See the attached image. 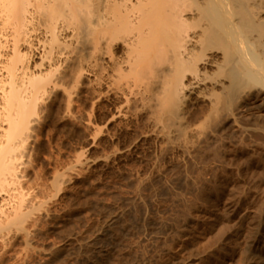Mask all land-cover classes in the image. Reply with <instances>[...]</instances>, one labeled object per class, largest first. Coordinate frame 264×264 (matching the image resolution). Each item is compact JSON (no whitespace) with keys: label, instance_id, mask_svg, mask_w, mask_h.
<instances>
[{"label":"bare ground","instance_id":"6f19581e","mask_svg":"<svg viewBox=\"0 0 264 264\" xmlns=\"http://www.w3.org/2000/svg\"><path fill=\"white\" fill-rule=\"evenodd\" d=\"M82 84L98 87V101L114 99L113 120L126 117L131 108L139 109L160 140L166 142L163 146L167 148V143L180 139L184 143H174L177 148L185 153L193 151L197 147L192 145L193 135H200L204 128L203 134L208 130L213 134L209 129L212 123H205L220 113L228 115L230 125L240 124L239 119L252 111L248 104L254 103L264 116V0H0V250L6 254L11 240L19 237L25 247L15 256L20 264L29 263V255L37 252L32 247L35 229L39 230L36 223L42 221L40 216L48 219L52 211L42 187L33 188L23 175L26 158L43 124L42 113L48 102L61 94L69 111L74 105L73 89ZM197 102L208 109V114L203 113L206 117L202 115L206 119L200 130L203 123L196 126L188 116L190 106ZM261 116L257 114L264 119ZM255 120L256 125L264 126V120L260 124ZM91 121L89 118V127L93 126ZM203 134L199 138L204 140ZM81 160L75 164L84 168L88 160ZM55 181L68 182L64 177ZM54 186L58 188L59 183ZM110 216L92 239L98 245L97 259L91 264H105L112 250L107 244L110 240H106L112 235V227L118 225L119 216ZM257 233L255 256L243 264H264V221ZM187 237L175 239L179 253L173 252L178 256L171 264H184L183 259L194 261L190 258L197 253L186 246ZM72 241L75 244L77 240ZM80 242L79 247L91 244ZM47 249L41 251L47 261L64 251ZM145 260L142 264H154Z\"/></svg>","mask_w":264,"mask_h":264},{"label":"rangeland","instance_id":"374dc122","mask_svg":"<svg viewBox=\"0 0 264 264\" xmlns=\"http://www.w3.org/2000/svg\"><path fill=\"white\" fill-rule=\"evenodd\" d=\"M94 87L82 84L73 89L71 113L61 94L54 95L42 113L44 121L35 133L36 139L26 158L28 168L26 164L23 175L33 188L42 187L43 195L49 199L48 208L52 210L49 214L55 215L49 220L39 217L42 221L36 223L39 230L35 225L32 243L37 252L29 255L31 258H27L30 261L26 264H91L97 259L95 248L98 245L92 239L112 213H117L119 222L117 220V227H112L115 230L114 233L111 231L112 239L109 235L106 240H110L107 244L112 252L108 251L109 260L106 258L105 264H137L136 261L140 264L139 260L142 264L145 259L154 264H171L177 252L175 241L185 240L184 236L188 235L186 246L193 248L189 247L190 252L193 250L198 258L192 254L195 258L190 259L195 262L183 259L184 264L198 261L197 264H243L254 257L257 231L264 221V134L259 130H264V126L261 124V128L253 122L255 119L257 124L263 122L264 119L257 118V114L263 113L261 109L250 102L248 106L253 107H250L252 111L238 121L246 124L230 125L226 113L205 123L206 104H192L188 116L198 125L192 124L188 117L190 125L196 128L201 122L200 130L204 123L214 122L213 126H208L213 134H209V130L205 132L209 136L203 134L204 128L200 131L204 140L199 134H195L198 138L193 135L199 145L190 137L193 147H197L185 153L174 144L181 145L180 139L173 140L174 145L167 143L170 150L168 146L166 148V142L160 140L153 125L145 118L146 114L140 115L139 109L133 111L135 108H131L127 111L128 116L113 120L117 103L110 97L99 102L100 90ZM89 118L93 121L90 127ZM207 125L204 127L208 128ZM247 126L257 129L248 130ZM77 159L88 160L83 164L84 168L75 164ZM62 174L66 176H60ZM58 177H64L68 182L63 183L64 180L60 186L62 183L55 181ZM54 183H59L58 188ZM18 238L11 240L12 245L5 256L0 250V264H20L15 256L25 247ZM71 239L77 240V244ZM79 240L91 244L79 247ZM234 243L238 244L235 249ZM48 247L64 251L60 257L47 261L41 251ZM212 255L216 257L212 258ZM163 256L168 261L165 257L162 261ZM158 257L161 261L157 262Z\"/></svg>","mask_w":264,"mask_h":264}]
</instances>
